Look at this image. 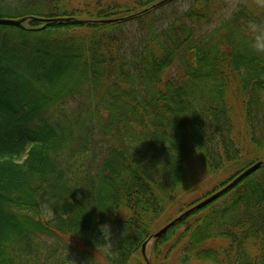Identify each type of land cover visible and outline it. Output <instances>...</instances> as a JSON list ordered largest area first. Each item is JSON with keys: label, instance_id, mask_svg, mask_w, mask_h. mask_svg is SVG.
Segmentation results:
<instances>
[{"label": "trees", "instance_id": "16d2710c", "mask_svg": "<svg viewBox=\"0 0 264 264\" xmlns=\"http://www.w3.org/2000/svg\"><path fill=\"white\" fill-rule=\"evenodd\" d=\"M75 1L0 0V19L27 24L0 26V264H146L181 196L226 174L180 214L264 161V2ZM70 103L111 129L84 176L66 164L89 139ZM169 244L178 264H264V162L148 264H174Z\"/></svg>", "mask_w": 264, "mask_h": 264}, {"label": "rangeland", "instance_id": "374dc122", "mask_svg": "<svg viewBox=\"0 0 264 264\" xmlns=\"http://www.w3.org/2000/svg\"><path fill=\"white\" fill-rule=\"evenodd\" d=\"M108 2V1H115L117 3H121V4H132L135 0H77L74 2V6L81 8L82 6L85 5H90L93 2H99L101 4H104V2ZM245 1H249L251 3L253 2H264V0H245ZM181 10H186L189 6V3L187 4V2H183V4H181ZM26 23H23L22 26H26ZM131 34H127L126 38L130 39ZM129 45V42L127 41L125 43V46ZM83 102V101H82ZM84 104L82 103H77V104H73L70 103L69 107H71V115L74 118H78V122L77 124H72L73 127H71L74 131V134L76 137H79L80 139L81 136H86V133L88 132V138L86 139L85 137H83L84 139V148L83 150H77L75 152L74 155H72V153L70 155H68V158L66 161L67 167L72 169L73 164L78 163L77 166L82 165V167H80L81 170H75L74 168V172H80L82 173L83 170L85 169L86 165L87 167H90V171L93 170L91 169V166L93 167L94 164H96L97 161L100 160V156L103 155L106 150L107 147L109 145L108 139L111 133V129L110 126H106L103 125L100 120V117H93V114L95 112H87L86 108L84 110H82V106ZM101 113V112H100ZM107 116L108 113L107 112H102L101 116ZM103 125V127H102ZM90 134H92V137L90 138ZM81 135V136H80ZM82 142V140H79V144ZM80 146V145H79ZM78 146V147H79ZM81 151L82 155H79V152ZM142 151V150H141ZM79 155V159L77 157L74 156H78ZM90 157V158H89ZM88 167V168H89ZM86 172H83L80 176H84L86 175ZM226 174L224 172H220L219 174H217L216 176H212V178L206 180L205 182H202L201 184H199L200 186L197 188V191L195 194H191V195H184L181 196V198H179L174 204H172L170 206V208H168L166 210V212L164 213V215L162 216V218L160 220H158L154 227H153V232H158L162 227H164V225H166L167 222L173 221L176 218H178L180 215H182L185 211H187L188 209H190L191 207H189L188 209L184 210L181 214L179 213L180 211H182L183 209L186 208L187 205L195 202L202 194H205L209 191H211L213 189V187H215L218 183L222 182L223 179H225ZM201 194V195H200ZM170 223V222H169ZM168 223V224H169ZM164 235V234H163ZM170 244L166 245L163 247V252L166 253L167 250H169ZM152 250H153V242H150L149 245L146 246L145 248V254L147 259H149L151 261V259L153 258L152 256ZM179 251H173L171 253V256L168 253L166 254H162V257H166L168 259V261H172V263L174 264H178V255H179ZM157 255V253L155 254ZM68 256V255H67ZM174 258L176 260H174ZM172 259V260H171ZM162 258H158L157 260L154 259L153 260V264H161ZM150 263V262H149ZM152 264V262H151ZM191 264H200L199 262H195L192 261Z\"/></svg>", "mask_w": 264, "mask_h": 264}, {"label": "water", "instance_id": "95a60500", "mask_svg": "<svg viewBox=\"0 0 264 264\" xmlns=\"http://www.w3.org/2000/svg\"><path fill=\"white\" fill-rule=\"evenodd\" d=\"M25 21H26L25 19H19V20H15V19H0V26L2 25V26H9V27H21L22 24ZM44 21H46L45 23H47V24L50 23L49 20H46L45 19ZM57 21L58 20H53L52 22L53 23H56ZM263 162L261 161V162H257L255 164H253L252 166H250L249 168H247L246 170H244L243 172H241L238 176H236L235 178H233L222 189H220L216 193L212 194V196H209L208 198H206L205 200L199 202L198 204H196L194 206H191L190 209H188L187 211H185L178 218H176L175 220L171 221L169 224H166L158 232H156L152 236H150L148 238V240L142 244V249L140 251V252H142V256H143L146 264H148V262H147L148 259H147L146 254H145V248H146L147 245L150 244V242H153L154 243V240L158 239L159 237L161 238V236L163 234H165L169 229H171V227H173L184 216H187V215L193 213L196 210H200V209L208 206L209 204H211L215 200H217L222 194H224L227 191L231 190L234 186H236L237 184H239L246 177H248L249 175H251L254 172H256L263 165Z\"/></svg>", "mask_w": 264, "mask_h": 264}, {"label": "clouds", "instance_id": "9594fccd", "mask_svg": "<svg viewBox=\"0 0 264 264\" xmlns=\"http://www.w3.org/2000/svg\"><path fill=\"white\" fill-rule=\"evenodd\" d=\"M105 231H107V232L109 233L107 227H104V228L102 229V233H103V235H104V232H105ZM109 234H110V233H109ZM89 262H90V261H88L87 264H89Z\"/></svg>", "mask_w": 264, "mask_h": 264}]
</instances>
